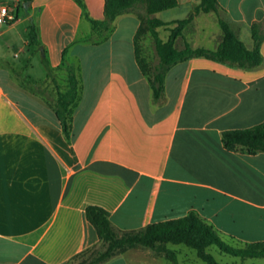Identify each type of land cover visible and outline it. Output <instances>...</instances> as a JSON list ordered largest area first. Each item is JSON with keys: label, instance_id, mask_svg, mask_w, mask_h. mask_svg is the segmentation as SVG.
I'll return each mask as SVG.
<instances>
[{"label": "crops", "instance_id": "crops-1", "mask_svg": "<svg viewBox=\"0 0 264 264\" xmlns=\"http://www.w3.org/2000/svg\"><path fill=\"white\" fill-rule=\"evenodd\" d=\"M178 1L165 10L178 17L163 21L195 14L183 45L216 49L220 17L249 49L253 24L264 35V0H218L210 13L197 12L201 0ZM104 7L105 0L29 7L50 68H76L72 142L50 106L57 93L47 98L32 89L39 82L19 81L11 64H0V264H71L99 241L85 218L89 205L106 209L119 231L196 211L221 236L264 241V152L231 151L222 141L225 130L264 122V38L263 62L252 69L204 57L174 65L155 102L135 54L138 14L96 31L91 20H105ZM16 25L0 26V37ZM141 248L103 264H130L127 253L137 258ZM151 251L153 260L164 257Z\"/></svg>", "mask_w": 264, "mask_h": 264}, {"label": "trees", "instance_id": "trees-1", "mask_svg": "<svg viewBox=\"0 0 264 264\" xmlns=\"http://www.w3.org/2000/svg\"><path fill=\"white\" fill-rule=\"evenodd\" d=\"M78 1L82 3V0ZM139 5L145 7L146 16L138 14L141 24L134 38L135 54L143 74L149 81L155 102H158L164 95L167 73L174 65L186 60L204 57L245 70L257 67L263 62L261 45L264 35L260 32L258 24L252 26L254 48L249 49L230 22L221 17L219 24L222 39L216 49L195 48L187 42L180 47L178 40L183 36L184 29L193 21L195 14L191 13L184 19L170 22H165L156 16L157 13L177 7L178 0H105L106 19H92L94 30H108L110 23L114 22L118 16L135 11ZM218 9V0H201L197 12L210 13ZM161 28L169 32L166 40L160 35ZM148 37H151L158 57V62L154 66L150 64L142 45ZM28 41L32 48L41 46L35 22H32L28 28ZM42 61L48 73H51L49 61L45 55ZM64 69L67 73L66 88L62 90L57 85V97L50 101V106L60 122L66 139L72 142L75 137L73 131L74 106L79 98L80 86L75 66L66 65ZM222 141L231 151L251 155L264 152V122L248 128L225 130L222 133ZM85 218L95 227L104 249L94 252L78 264H103L138 247L149 248L156 255H162L174 264H179L176 252L168 248L169 243L186 245L196 250L197 256L207 264H220L208 251L212 246H217L221 252L240 257L242 260L264 258V241L249 242L244 247H234L225 242L218 230L196 211H191L177 219L164 220L143 228L123 231L115 228L109 212L101 206L89 205L85 210Z\"/></svg>", "mask_w": 264, "mask_h": 264}, {"label": "rangeland", "instance_id": "rangeland-1", "mask_svg": "<svg viewBox=\"0 0 264 264\" xmlns=\"http://www.w3.org/2000/svg\"><path fill=\"white\" fill-rule=\"evenodd\" d=\"M6 4L14 9V14L17 17L16 26L0 37V48L5 49V59L1 60L0 64H11L14 69V76L17 80L22 82H30L35 80L39 82L38 85L33 86L32 89L39 90L45 93L47 98L54 99L57 93V85L60 89H65L67 81V73L64 72V67L57 68V71L51 69V73L46 71V67L43 64L41 47H31L28 41V28L32 22H34V16L31 15V11L28 12L25 8H22L24 0H0V4ZM135 12L137 14H143L146 16L145 7L139 5ZM215 18V15H211ZM178 17L173 11H164L158 14V18L162 20H170ZM33 18V20H31ZM207 18V17H204ZM6 29V28H5ZM162 35L169 33L166 29L161 28ZM183 37V36H182ZM149 38V40H147ZM143 42L144 53L148 57L152 66L158 62V57L155 52L153 41L151 37H148ZM149 46L152 48V53L147 52ZM182 40H180L179 46L182 47ZM209 47H213L212 43L207 44ZM17 54V56H16ZM48 99V100H49ZM222 239L228 244L234 247H244L245 243L240 240H231L226 236H221ZM168 248L177 254L179 264H207L197 256L196 250L182 244H169ZM104 249L102 242L99 240L93 246L85 249L71 264H77L78 262L90 257L94 252ZM141 254L137 258L133 257L131 253H127L126 258L130 261V264H174L171 260L160 257L157 260H153L146 253L152 252L150 249H139ZM220 264H264V258L259 259H246L242 260L240 257H235L230 254L223 253L217 246H212L208 249Z\"/></svg>", "mask_w": 264, "mask_h": 264}, {"label": "built area", "instance_id": "built-area-1", "mask_svg": "<svg viewBox=\"0 0 264 264\" xmlns=\"http://www.w3.org/2000/svg\"><path fill=\"white\" fill-rule=\"evenodd\" d=\"M17 17L14 14V9L6 4H0V26L10 25L16 22Z\"/></svg>", "mask_w": 264, "mask_h": 264}, {"label": "water", "instance_id": "water-1", "mask_svg": "<svg viewBox=\"0 0 264 264\" xmlns=\"http://www.w3.org/2000/svg\"><path fill=\"white\" fill-rule=\"evenodd\" d=\"M32 1H25L24 2V8L25 10L28 12L29 11V7L31 5ZM31 20H33V18H31ZM41 50H43V48L41 47Z\"/></svg>", "mask_w": 264, "mask_h": 264}]
</instances>
